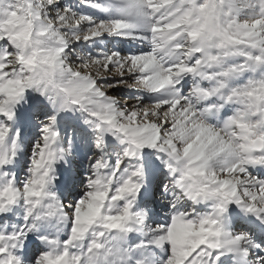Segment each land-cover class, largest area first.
Segmentation results:
<instances>
[{
  "label": "snow or ice",
  "instance_id": "snow-or-ice-1",
  "mask_svg": "<svg viewBox=\"0 0 264 264\" xmlns=\"http://www.w3.org/2000/svg\"><path fill=\"white\" fill-rule=\"evenodd\" d=\"M82 3L0 0V264H264V0Z\"/></svg>",
  "mask_w": 264,
  "mask_h": 264
},
{
  "label": "rangeland",
  "instance_id": "rangeland-1",
  "mask_svg": "<svg viewBox=\"0 0 264 264\" xmlns=\"http://www.w3.org/2000/svg\"><path fill=\"white\" fill-rule=\"evenodd\" d=\"M76 1H78L80 4L78 5L69 4L68 1L66 0H60V3L62 5H70L73 8H77L79 11L84 12L82 11L84 10V8L82 7V5H84L82 3V0H76ZM89 14L95 15L94 11ZM102 43L105 42L102 41ZM106 43H108L109 47L118 49L123 52H137L144 47L143 45L139 44L136 41L123 40L120 39L119 37L109 38V40ZM110 94L120 98L124 104L131 105L136 102L130 90L125 88L123 85L110 89ZM24 133L26 137V148L30 149L37 134V121L32 117L30 111L26 112V118L24 120ZM86 155H87V149H84L78 153V155L74 160L70 162V165L65 166V167L72 166L75 169H78V171L82 174L81 179H83V177H86L88 175V160L86 158ZM114 159L115 156H113V160ZM167 182L168 180L166 179L165 172L161 170L158 165H155L153 167L151 186L149 187L148 185H146V187H148V192L142 196V200H147L149 203H151L154 206L156 213L154 218L158 222H165L170 216L172 211L170 207L164 206L167 205L168 201L162 199L160 195V193L162 192L161 185ZM85 185H86V181L80 183L75 189L74 193L71 195L69 194L67 189H63L62 191H63V196L65 198V202L70 203L76 198H78V195L83 193ZM240 223L245 228L248 227L242 222Z\"/></svg>",
  "mask_w": 264,
  "mask_h": 264
},
{
  "label": "trees",
  "instance_id": "trees-1",
  "mask_svg": "<svg viewBox=\"0 0 264 264\" xmlns=\"http://www.w3.org/2000/svg\"><path fill=\"white\" fill-rule=\"evenodd\" d=\"M66 1H68V3L69 4H73V5H78V4H80L78 1H74V0H66ZM82 7L84 8V10H82V11H84V13H92L93 11H94V14L95 15H99V13H97L95 10H93L92 8H89V7H87V6H85V5H82Z\"/></svg>",
  "mask_w": 264,
  "mask_h": 264
},
{
  "label": "bare ground",
  "instance_id": "bare-ground-1",
  "mask_svg": "<svg viewBox=\"0 0 264 264\" xmlns=\"http://www.w3.org/2000/svg\"><path fill=\"white\" fill-rule=\"evenodd\" d=\"M243 224L247 225L248 227H250V225L247 224L246 221H241Z\"/></svg>",
  "mask_w": 264,
  "mask_h": 264
}]
</instances>
